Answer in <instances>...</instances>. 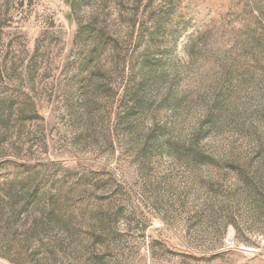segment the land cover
I'll return each instance as SVG.
<instances>
[{
	"label": "rangeland",
	"instance_id": "374dc122",
	"mask_svg": "<svg viewBox=\"0 0 264 264\" xmlns=\"http://www.w3.org/2000/svg\"><path fill=\"white\" fill-rule=\"evenodd\" d=\"M67 1L0 0V264H264V0Z\"/></svg>",
	"mask_w": 264,
	"mask_h": 264
},
{
	"label": "trees",
	"instance_id": "16d2710c",
	"mask_svg": "<svg viewBox=\"0 0 264 264\" xmlns=\"http://www.w3.org/2000/svg\"><path fill=\"white\" fill-rule=\"evenodd\" d=\"M230 0H164V11H162L158 15L151 16L150 19L152 27L149 29L146 26L145 18L143 17V21L141 23H133L131 27H133L132 31L135 33V43L138 44L140 37L148 32L147 39L149 44L155 43V48L152 51L159 49H168L175 48L177 40L183 35L188 33L192 28H196V33H192L200 36L202 33L206 31L198 30L199 25L203 21L204 14L210 15L211 24H216L218 21L217 18L225 17L224 10L229 4ZM233 6L235 7V11L237 12L239 18L245 22V20H254V23H257L259 20L255 17L251 12H246L244 5L247 3L245 0H231ZM67 5L72 8L71 1H67ZM140 5V4H139ZM145 8V5L143 6ZM139 8L137 7L136 13L139 14ZM229 11V10H228ZM201 13V14H199ZM212 13V14H211ZM250 14V15H249ZM192 21L194 23L192 24ZM250 23V21H249ZM260 23V22H258ZM137 25V26H136ZM207 27V26H205ZM204 29V28H202ZM91 32V30L89 31ZM194 38V37H193ZM164 39V48L162 40ZM162 46H161V45ZM157 46V47H156ZM149 46L148 48H150ZM126 66V61L122 60L121 67L124 68ZM3 89L0 88V94ZM16 168L8 163L7 166H3L0 168V175L3 172H14Z\"/></svg>",
	"mask_w": 264,
	"mask_h": 264
}]
</instances>
